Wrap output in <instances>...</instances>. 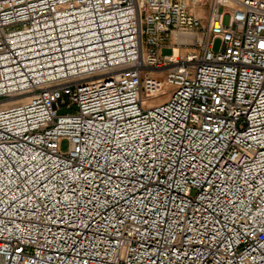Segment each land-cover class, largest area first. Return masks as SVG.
<instances>
[{
    "label": "built area",
    "instance_id": "built-area-1",
    "mask_svg": "<svg viewBox=\"0 0 264 264\" xmlns=\"http://www.w3.org/2000/svg\"><path fill=\"white\" fill-rule=\"evenodd\" d=\"M0 264H264V0H0Z\"/></svg>",
    "mask_w": 264,
    "mask_h": 264
},
{
    "label": "rangeland",
    "instance_id": "rangeland-1",
    "mask_svg": "<svg viewBox=\"0 0 264 264\" xmlns=\"http://www.w3.org/2000/svg\"><path fill=\"white\" fill-rule=\"evenodd\" d=\"M228 21H229V17L227 16L226 19H225V24H228ZM220 46H221L220 41L215 42L214 51L217 52L220 49ZM163 54L164 55H169L170 51L165 50L163 52ZM167 98H168V96L164 95V96H161L160 98H155V99L151 100L149 102V104L150 105L160 104V103L166 101ZM61 113H64V112H61ZM61 149L64 152L68 151L70 149V143L67 140L63 141L62 144H61Z\"/></svg>",
    "mask_w": 264,
    "mask_h": 264
}]
</instances>
